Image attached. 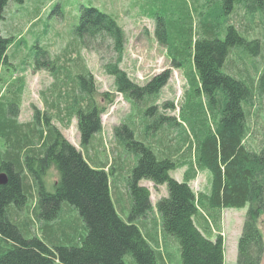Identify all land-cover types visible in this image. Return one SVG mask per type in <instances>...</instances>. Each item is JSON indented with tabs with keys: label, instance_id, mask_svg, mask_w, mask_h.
<instances>
[{
	"label": "trees",
	"instance_id": "16d2710c",
	"mask_svg": "<svg viewBox=\"0 0 264 264\" xmlns=\"http://www.w3.org/2000/svg\"><path fill=\"white\" fill-rule=\"evenodd\" d=\"M10 2L22 4L24 0H0V22ZM203 6L204 11H199L203 13L200 35L194 33L190 16L187 22L185 19L171 22L170 27L165 18L155 15L154 19L156 42L166 49L171 68L182 72L188 86L179 112L181 123L161 113L156 105L171 71H163L144 86L133 83L119 68L126 44L122 28L112 17L94 8L79 11L74 38L80 46H84L85 39L110 45L117 58L104 66V72L113 78L116 93L129 101L142 126L140 135L130 120L113 128L116 146L125 149L117 154L126 155L130 164L135 163L125 186L131 204L128 225L113 207L104 169H93L87 164L82 154L51 124L52 114L32 108L36 123L33 120L19 126L22 80L5 87L2 94H8L10 99L3 101V95L0 96V174L7 178L0 185V264H125L127 255L135 264H157L162 255L150 244L159 248L165 240L162 234L177 242L181 264H224V240L220 234L212 238L211 225L216 226L221 210L246 207L236 264H260L264 146L259 153H253L244 144L248 115L245 106L252 92L223 72L232 49L254 57L260 46L257 40L249 42L242 37L231 24L221 39L223 23L217 18H228L237 7H242L248 18L253 17L248 14H264V0H211ZM173 28L176 37L170 39L169 31ZM12 42L0 32V68L9 65L7 52ZM37 51L34 70H48L50 53L44 49ZM67 62L66 59L64 63ZM72 66L79 68L76 64ZM73 83L80 94L58 115L68 122L71 116H76L80 146L86 147L101 133V116L105 113L95 97L106 103L113 96L98 93L94 78L85 69L73 78ZM259 87L264 90V75ZM43 100L47 108L61 109L59 99L53 103ZM162 110L174 108L165 104ZM183 168H186L183 182L170 177L172 171ZM50 169L57 175L51 189L47 180L44 182ZM205 171L211 176L210 194L196 198L189 184L198 172ZM142 181L155 187L166 186L167 196L157 202L155 209L159 225L153 222L150 192L140 185ZM34 194L37 205L31 209L28 204ZM63 205L73 208L84 225V231L76 228L70 238L64 233L65 224L57 223ZM201 211L209 220L203 231L195 221L202 217ZM145 221L152 223L150 229L133 224Z\"/></svg>",
	"mask_w": 264,
	"mask_h": 264
},
{
	"label": "rangeland",
	"instance_id": "374dc122",
	"mask_svg": "<svg viewBox=\"0 0 264 264\" xmlns=\"http://www.w3.org/2000/svg\"><path fill=\"white\" fill-rule=\"evenodd\" d=\"M209 1L211 0H24L22 4L10 2L5 9L4 18L0 22V32L3 38L12 39L13 42L7 52L9 65L0 68V96L4 94L2 91L6 86L16 85V80H22V89L25 84L24 96H22V98H25L23 118H28L26 116H29L30 105H39L41 113L53 115L54 118L50 119L51 123L57 128L62 126V135L67 140L74 144V140L77 139L75 145L87 164L93 169L102 168L106 171L109 191L113 198V207L123 221H128L130 216V197L125 193V186L126 178L135 163L130 164L126 155L119 157V154H117L122 151L125 152V149L116 146L113 128L118 127L123 121L130 120V125L140 135L139 132L142 126L140 125L139 116L134 113L129 101L116 93L113 78L104 72V66L114 63L117 58L110 45L98 40L91 42L90 39H85L83 41L84 46H80L74 38L73 30L78 24L79 11L81 8H94L102 14L112 17L121 28L123 26L122 30L126 44L119 68L126 73L130 81L138 86H144L153 77L159 75L165 69L167 70L170 63L165 48L158 45L154 38L155 15L168 20L169 27L172 25L171 22L186 20L190 16L194 33L200 35L203 13L199 11H204L203 5L204 3L207 5ZM213 6L217 17L218 10L215 2ZM248 15L253 17L248 18L244 9L237 7L228 18H217V21L223 23L222 28H220L222 29L221 39L225 38L226 28L231 24L238 29L242 37H246L249 42L257 40L260 46L258 54L254 57L243 50L232 49L223 66L225 74L236 78L252 92V97L245 106L248 115L244 144L250 152L259 153L264 146V90L259 89V80L264 75V14ZM169 33H171L170 39L176 37L174 28ZM195 37L196 35L193 36V38ZM37 49H44L50 53L51 67H48V70H34L36 55L39 52ZM66 59L68 62L64 63ZM40 61H43V59ZM73 64H76L79 68H84L92 75L98 93H108L113 96V99L108 100L106 103L102 102L99 97H95L99 107L105 108V113L101 116V133L96 134L86 147L80 146L78 132L73 128L74 122H71L76 116H71L68 122V119L64 116L58 115V112L65 111L72 104L76 95L80 94L74 86L73 78L78 75L79 71L77 70L81 69L73 68ZM66 76L69 77L66 78ZM69 78L70 81H68ZM52 83L55 84V89H60V93H56V91L51 93L48 90ZM187 88L182 72L172 69L169 82L161 90L156 100L158 110L167 117H174L178 120L180 109L184 105V94ZM43 94L44 96L49 95V103H51L52 98L57 97L55 101L59 99L57 104L60 105L61 109L56 110L53 108L51 110L52 108H47L45 105H43V108L41 106V100L44 98ZM60 94L61 97L58 98ZM2 99L3 101H9L10 96L5 94ZM202 101L205 103L203 97ZM138 102L143 105L142 100ZM165 104L172 105L174 110H162V106ZM31 119L29 122L34 120ZM209 122L212 123L211 120ZM69 124L68 130L63 129L68 127ZM185 126L190 131L189 123H186ZM211 128L213 130L212 125ZM125 166L127 169H123ZM183 171L185 169L176 170V173H172L170 177L176 180L177 174L180 176ZM46 180L49 189L57 182V175L53 169L46 173L44 182ZM210 181L211 176L205 171L199 173L190 185L196 194L207 193L210 189ZM181 182L182 180H180ZM141 184L151 189L153 206L160 198L167 196L165 185L154 188L152 184L146 181H142ZM34 203V200L31 201V204ZM28 206L30 207V204ZM63 207H68L79 217L73 208L67 205H63ZM247 210L248 207L240 210H221L219 213L220 230H216L215 224L211 226L214 229L212 238L214 239L217 234L221 233L225 240L223 242L224 264H236L237 245ZM69 214L71 213L61 209L60 219L57 223H65ZM71 217H74V215L72 214ZM152 219L155 225H159L156 210H153ZM263 219L260 222L264 221ZM149 223L151 227L152 223ZM133 224L145 228L144 225L141 226L143 222H134ZM259 230L263 241V223L259 225ZM64 233L66 236L68 235L66 230ZM37 235H40V233H37ZM143 235L150 242L149 237L145 235V231H143ZM162 236L165 240L160 243L159 248L154 246L153 243H149L162 255V259L157 264H181L177 242L172 238L167 240L163 234ZM62 244L67 247L66 243ZM124 262L125 264H135L129 255L125 256ZM260 264H264V241Z\"/></svg>",
	"mask_w": 264,
	"mask_h": 264
},
{
	"label": "crops",
	"instance_id": "0c3cea01",
	"mask_svg": "<svg viewBox=\"0 0 264 264\" xmlns=\"http://www.w3.org/2000/svg\"><path fill=\"white\" fill-rule=\"evenodd\" d=\"M122 28H123V26H122ZM165 51H166V49H165ZM166 56H167V52H166ZM168 58V57H167ZM169 59V58H168ZM169 61H170V59H169ZM78 69H81V70H77V71H79L78 72V75H79V73H81V72H84V68L82 69V68H78ZM166 70V69H165ZM167 70H172V68H171V65H170V63H169V68H167ZM22 86H23V82H22ZM55 87V84L54 83H52V85H51V87L48 89V90H50L51 91V93L52 92H54V91H56V93H60L61 91H60V89L59 88H57V89H55L54 88ZM24 88H25V84H24ZM23 88V92H22V96H24V89ZM5 89V88H4ZM61 95V94H60ZM49 96V95H48ZM48 96H44V94H43V97L48 101ZM55 96V95H54ZM56 96H57V94H56ZM43 98V99H44ZM41 100V106L43 107V105H44V100ZM56 99V97H54V98H52L51 99V103H53V101ZM24 103H25V98L23 97H21V105H20V110H19V114H18V119H17V123H18V125L19 126H26V125H28V124H30L31 123V121L29 122V120L31 119V118H33V110H32V108H36V109H38V110H41L40 109V106L39 105H30L31 107L29 108V111H30V113H29V116H26V117H28L27 119H24L23 117V111H24V107H25V105H24ZM48 103H49V101H48ZM44 108V107H43ZM32 110V111H31ZM32 120V119H31ZM178 120H179V122H178ZM178 120L176 119V122L177 123H181V121H180V119L178 118ZM71 122H74V129H75V131L77 132V119H76V117H74L72 120H71ZM53 126H55L53 123H51ZM118 125V124H117ZM60 126V125H59ZM41 127H43L42 125H41ZM56 127V126H55ZM70 127V124H69V126L68 127H64L63 129H67V128H69ZM115 127V126H114ZM57 128V127H56ZM60 132L62 131V126H60V128L58 127L57 128ZM68 130V129H67ZM62 133V132H61ZM67 140V139H66ZM72 146H74L76 149H77V151H78V147L75 145V143H77V139H75L74 140V144L73 143H71L69 140H67ZM183 169H185V171H186V168H183ZM178 170H180V169H178ZM105 171V170H104ZM185 171H183V174L181 175L180 174V176L177 174V179H176V181L177 182H179L180 183V180H182V182H183V180H184V175H185ZM106 172V171H105ZM176 173V170H174V171H172L171 173H170V175L172 174V173ZM199 173H203V172H198L197 173V175L199 174ZM197 175H196V177H197ZM179 176V177H178ZM196 177H195V179H196ZM194 179V180H195ZM193 180V181H194ZM146 182H148V181H146ZM192 182V181H191ZM191 182H190V184H191ZM149 184H152L151 182H148ZM189 184V185H190ZM140 185L141 186H143V187H145V188H147L148 190H149V192H150V204H151V207L153 208V210H155L156 209V205H157V203L153 206V202H152V198H153V194H152V192H151V189L148 187V186H146V185H142L141 183H140ZM152 186L154 187V188H157V187H155L153 184H152ZM190 187H191V185H190ZM191 189H192V187H191ZM35 192H36V190H35ZM34 192V193H35ZM210 194V189L208 190V192L207 193H195V195H196V198H198L200 195H209ZM35 195V197H33L32 198V200L31 201H35V203L34 204H31V201H30V208L32 209V208H35L36 207V205H37V195L36 194H34ZM110 198H111V201L113 202V198H112V194L110 193ZM162 198H164V197H162ZM162 198H160V199H162ZM159 199V200H160ZM158 200V201H159ZM157 201V202H158ZM65 210V212H69V213H71V214H69V216H68V218H67V221L65 222V223H62V224H65V229H66V231L68 232V235H67V237H72V236H74L75 235V230L74 229H76V228H78L80 231H84V225H83V223L80 221V218L79 217H77V215H76V213H74L72 210H70V209H68V207H63L62 208V210ZM129 209V208H128ZM224 210V209H223ZM116 212H117V210H116ZM201 214H202V217H197L196 219H195V221H196V224H197V227L201 230V231H203V228L205 227L206 228V222H209V220L206 218V216H205V212H200ZM74 215V217H71V215ZM209 217V216H208ZM120 218V217H119ZM129 218H130V216H129ZM207 220H206V219ZM121 219V218H120ZM122 220V219H121ZM264 220V219H263ZM128 221H129V219H128ZM128 221H123L122 220V222L124 223V224H126V225H128ZM142 225H144L145 226V229H150L151 227H150V223L149 222H143V224H141V226ZM260 225V224H259ZM212 226V225H211ZM72 228V229H71ZM143 228V227H142ZM204 228V229H205ZM215 228H216V230L218 231V230H220V228H219V221L217 222V224H216V226H215ZM213 229V228H212ZM215 230V231H216ZM213 231H214V229H213ZM220 235H221V233H219ZM218 235V234H217ZM223 240H224V238H223ZM225 241V240H224ZM264 241V240H263ZM224 254H225V251H224ZM237 260V259H236Z\"/></svg>",
	"mask_w": 264,
	"mask_h": 264
},
{
	"label": "water",
	"instance_id": "95a60500",
	"mask_svg": "<svg viewBox=\"0 0 264 264\" xmlns=\"http://www.w3.org/2000/svg\"><path fill=\"white\" fill-rule=\"evenodd\" d=\"M7 181L5 174H0V185H4Z\"/></svg>",
	"mask_w": 264,
	"mask_h": 264
}]
</instances>
